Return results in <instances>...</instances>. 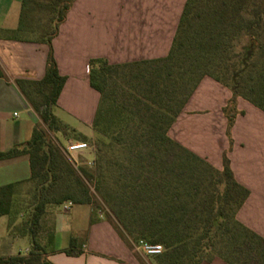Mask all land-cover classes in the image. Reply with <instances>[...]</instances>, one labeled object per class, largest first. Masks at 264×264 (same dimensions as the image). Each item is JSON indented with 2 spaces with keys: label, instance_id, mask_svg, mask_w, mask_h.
Wrapping results in <instances>:
<instances>
[{
  "label": "trees",
  "instance_id": "1",
  "mask_svg": "<svg viewBox=\"0 0 264 264\" xmlns=\"http://www.w3.org/2000/svg\"><path fill=\"white\" fill-rule=\"evenodd\" d=\"M75 1L22 0L16 30L20 35L26 30L29 8L49 13L52 28L39 40L48 45L44 76L17 84L50 130L59 131L52 107L66 81L51 41ZM262 26L264 0H186L165 57L122 64L91 59L89 84L99 93L91 124L102 137L93 166L74 167L39 125L28 141L0 151V160L28 155L34 191L25 221L30 249L25 255L0 256V264H52L36 239L45 208L68 201L95 207L90 185L102 196L113 218L109 220L125 240L135 235V241L163 246L160 254L151 256L157 264H202L214 258L225 264H264V238L237 219L249 191L235 179L228 158L224 155L217 169L168 134L206 76L230 88L223 107L228 134L235 114H229L227 106L234 105L242 90L251 94L243 98L264 111ZM121 68L128 72L118 75ZM115 74L121 84L112 81ZM13 187L0 186V217L10 212ZM74 245L72 239L64 252L79 255Z\"/></svg>",
  "mask_w": 264,
  "mask_h": 264
},
{
  "label": "crops",
  "instance_id": "2",
  "mask_svg": "<svg viewBox=\"0 0 264 264\" xmlns=\"http://www.w3.org/2000/svg\"><path fill=\"white\" fill-rule=\"evenodd\" d=\"M185 1L76 0L51 41L59 74L66 77L52 108L59 106L65 94L77 91L81 83L90 97V125L99 102V93L89 84L90 60L104 58L110 64H122L165 57ZM21 8L22 0H0V72L4 75L0 77V151L25 143L39 125L38 114L17 81H37L44 76L48 45L16 31ZM216 83L210 77L200 81L168 134L193 151L186 141H193L198 135L205 138L209 130L217 140L213 160L193 153L217 169L222 168V153L228 150L226 157L235 179L249 191L237 219L264 238V111L246 101L231 126L233 147L229 148L222 106L230 93L220 91ZM204 84L214 87L218 100L214 115L202 117L205 123L199 121L200 126L195 125L197 115L189 106ZM29 177L27 154L0 160V186L14 184L10 212L0 217V256L25 255L30 249L31 239L25 228L29 211L26 195L32 187ZM68 203L47 205L40 219L36 239L52 264H138L133 248L109 219L98 216L88 204L70 202L69 209H65ZM24 210L26 214L21 213ZM247 211H254L253 219L243 216ZM72 239H75L73 250H80L79 255L64 252Z\"/></svg>",
  "mask_w": 264,
  "mask_h": 264
},
{
  "label": "rangeland",
  "instance_id": "3",
  "mask_svg": "<svg viewBox=\"0 0 264 264\" xmlns=\"http://www.w3.org/2000/svg\"><path fill=\"white\" fill-rule=\"evenodd\" d=\"M259 4L262 3V0H257ZM49 19V13L39 7H35L33 9L29 8L27 10L26 16L24 18L25 25L27 26L22 33V35L26 38L36 39L40 40L42 38L43 33H46L45 31H50L52 28V25L48 24ZM48 29V30H47ZM261 38L260 41L262 43V39L264 37V26L261 28ZM245 42V40H243ZM240 43H237V47H240ZM243 45V44H242ZM243 47V46H242ZM255 59H259L257 62L261 63L263 62V59L260 58V51H255ZM143 67V66H141ZM127 69H118V75H121L122 73H127ZM114 75V73H112ZM208 77V76H206ZM121 77H117L115 74V77L112 81H115L118 84H121ZM214 80V79H213ZM111 81V82H112ZM217 82V81H216ZM217 88L222 92H228L230 93L231 97V91L230 88L221 84L216 83L215 84ZM214 87H211L209 84L202 85L198 92L195 94L194 100L191 102L189 109L191 111H194L197 115V123L195 125H200L198 122L200 121L205 123V118L202 119V117H212L214 115L215 106L217 104V93ZM242 96L243 94L246 95V97H250L251 94L248 92V89L242 90L240 92ZM242 96H238L236 98V101L232 107L229 108V105L227 106V111L229 114H235V117L241 112V108L245 105V103L250 102L247 99L243 98ZM229 99L226 100L223 107L227 105ZM247 101V102H246ZM251 103V102H250ZM90 97L84 87L81 85L78 88L77 91L72 93H67L63 96V100L59 103V106L52 108V113L57 117L59 123H58V129H49L48 125L45 124L40 118H39V127L43 129L48 136L51 138V141L60 148L62 154L66 158L67 161H70L74 167H92L93 164H89L90 162H93L94 158L96 157V144L100 142L102 139L101 135L98 134L92 127V124L88 125V121L91 119L92 114V108L90 106ZM224 114V112H223ZM225 116V114H224ZM39 117V116H38ZM226 117V116H225ZM92 123V122H91ZM201 126V125H200ZM226 136L229 139L230 144L228 145L229 148L233 147V141L231 140V128L229 130L228 134V123H227V117H226ZM191 136V135H190ZM199 136V137H198ZM194 136L192 138L193 141H186L188 142V145L191 146L194 152H198L199 154L205 155V158L208 160H213L214 154L217 151V147L215 142L217 141L212 135L209 133V130L206 131L205 138L202 135ZM205 140V141H204ZM83 142L87 144V148L80 150V151H73L68 152L66 147L67 145ZM241 148V147H240ZM240 148H237V151L239 152ZM192 151V152H193ZM228 150H225L222 153V159L223 156H227ZM197 155V154H196ZM221 155V154H220ZM200 157V156H199ZM202 158V157H201ZM205 158H203L205 161H207ZM208 162V161H207ZM210 164V162H208ZM212 163V161H211ZM212 165V164H211ZM213 166V165H212ZM91 193L93 199V205H95V211L96 214L104 219H113L111 216V212L108 209V207L103 203L102 196L99 195L93 188V185H90ZM33 185L30 187L27 195H26V201L25 204H30L33 196ZM26 205V206H27ZM76 207L77 205H73ZM21 213H25L26 211H21ZM238 213V212H237ZM20 216V213H18ZM262 215L264 216V211H262ZM243 216L250 217L253 219L254 211H247V214ZM242 217V216H241ZM134 236L127 237L128 240L127 243L129 247H132L135 254V259L138 262V264H157L156 261H154L153 257L145 255L143 252L137 249V246L140 242H146L149 243L145 239H140L138 241L134 240ZM215 261V262H214ZM202 264H225L222 259L220 258H214L211 262H203Z\"/></svg>",
  "mask_w": 264,
  "mask_h": 264
},
{
  "label": "built area",
  "instance_id": "4",
  "mask_svg": "<svg viewBox=\"0 0 264 264\" xmlns=\"http://www.w3.org/2000/svg\"><path fill=\"white\" fill-rule=\"evenodd\" d=\"M85 148H87V144L83 142L70 144V145H67L66 147L68 152L80 151ZM89 164L91 165L93 164V162H90ZM70 206H71V203L69 202L67 205L64 206V208L69 209ZM137 249L143 252L145 255L152 256V255L160 254L163 251V246L160 244L140 242L137 246Z\"/></svg>",
  "mask_w": 264,
  "mask_h": 264
}]
</instances>
